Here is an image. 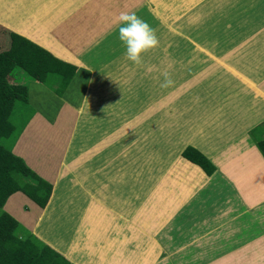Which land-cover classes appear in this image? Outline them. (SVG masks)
I'll return each instance as SVG.
<instances>
[{"label":"crops","instance_id":"0c3cea01","mask_svg":"<svg viewBox=\"0 0 264 264\" xmlns=\"http://www.w3.org/2000/svg\"><path fill=\"white\" fill-rule=\"evenodd\" d=\"M149 1L152 13L172 28L202 0L182 6L175 2L178 9L165 19ZM235 14V19L230 12L209 19V38L196 42L183 37L190 46L186 64L192 69L191 82L182 85L190 87L185 98L175 93L172 80L165 96L154 93L147 100L134 94L132 104L140 99L144 103L122 102L134 113L120 120L141 132L150 125L149 134H135V141L146 145L140 144L137 151V143L132 144L133 163H127L131 145L120 149L117 142L120 131L112 146L117 144L116 151L90 147L86 164L70 165L64 162L67 147L81 118L85 92L89 105L88 98L95 96V70L82 61L79 42L75 46L43 33L31 36L11 19L1 21L38 43L52 65L62 61L69 80L57 90L41 77L26 80L27 101L35 112L20 125L14 118L21 128L10 151L51 190L44 207L15 190L1 210L69 264H263L264 157L255 139H264V14L254 15L258 21L238 20ZM159 90L155 79L153 92ZM46 109L59 110L55 121L40 112ZM98 117L96 123H107L105 111ZM58 118H68L69 125L59 129ZM88 135L90 141L94 131ZM187 145L210 160L212 173L207 175L180 155ZM74 151L71 156L78 155ZM137 152H145L150 163H142ZM160 154L168 156V163L159 172L154 161ZM177 158L187 164L177 165Z\"/></svg>","mask_w":264,"mask_h":264},{"label":"rangeland","instance_id":"374dc122","mask_svg":"<svg viewBox=\"0 0 264 264\" xmlns=\"http://www.w3.org/2000/svg\"><path fill=\"white\" fill-rule=\"evenodd\" d=\"M189 1L150 0L149 3L152 4L157 15L161 19H165L169 13L178 9L175 2L182 6ZM178 4L177 6H179ZM121 12H135L156 31L159 45L142 54L143 62L140 65L127 59L125 45L118 38L120 25L117 24V20ZM229 12L233 19L236 17L235 13H238V20L253 18L258 21L259 18L256 19L254 15L264 14V0H202L189 8L186 13L181 14L172 28L158 20L145 0H0V27H4L2 23L11 19L10 22L13 25L26 30L31 36L43 33V35H47V38L55 39L59 43L71 41L77 46V42H79L77 51L82 52V61L89 65L93 72L95 70L93 84L95 96L92 95L91 98H88L91 99L89 105L86 101L88 95L85 92L83 106L79 110L81 118L77 119L78 123L73 127L74 134L67 147L65 164H86L85 152L87 149L106 147L112 153L118 149L117 144L112 147L117 142L121 144L120 149H124L125 145L127 147L131 145L127 148L128 151L132 150L127 152V163H133L131 158L136 151L132 144L137 143V151L140 144L146 145L145 142H136L135 134H149L150 125L145 126L141 132L136 131L135 125L125 124L124 118L120 120L125 115L129 116L134 113L132 106L144 103L140 99L136 101V104H132L135 101L131 103L130 98L134 94L147 100L154 93L165 96L166 87H161V84L165 82V72L169 73V78L174 81L175 93H180L181 99L191 93L188 85L191 82L192 69L186 64L190 46L183 37H191L196 42L209 38L213 34V25L211 24L213 20L209 21V19H215V15L218 18L221 15L228 17ZM14 39L16 45L19 43L18 49L22 50L23 48L24 52L39 47L22 35H15ZM155 79L160 83L158 92H153ZM45 82L54 87L55 77L49 76ZM186 83L188 85L182 88V85ZM123 101L132 106L129 104L123 106ZM102 102L106 104V108ZM96 103H100V106ZM104 111L107 123L103 124L102 121L96 123V120L101 119L97 116ZM32 113L34 110L29 104L17 101L11 118L14 123H16L14 119L16 118L20 125L24 123L22 119L28 118ZM89 114L96 120H93L92 117L88 118ZM163 119L165 118H159V122ZM148 121L150 122V119ZM88 122H90L89 126H87ZM60 125L63 127L69 125V119L60 121ZM88 127H90V133ZM159 130L161 132V127ZM93 131L94 138L91 135L89 141L90 135L88 134H92ZM120 131L122 139L119 138L116 142L114 139ZM110 137L113 139L112 142ZM72 151H78V155L71 156ZM137 158H142V163H150L149 160L148 162L145 160L149 159L145 152H142V155L137 152ZM99 160L101 159L99 158ZM177 160V165L187 164L181 158H177ZM154 162L160 172L168 163V156L160 154L158 160Z\"/></svg>","mask_w":264,"mask_h":264},{"label":"trees","instance_id":"16d2710c","mask_svg":"<svg viewBox=\"0 0 264 264\" xmlns=\"http://www.w3.org/2000/svg\"><path fill=\"white\" fill-rule=\"evenodd\" d=\"M15 35L21 34L5 26L0 27V207L7 195L15 190H20L39 207H44L51 185L36 175L20 157L11 153L10 146L21 128L15 126L11 115L17 101L28 104L27 93L30 87L27 79L41 77L46 81L47 77L54 76L55 90L62 87L65 82L69 83V80L62 68V61L59 66L52 65L48 58L41 55L39 47L25 52L22 51L23 48L19 50ZM34 44L39 46L36 42ZM29 105L32 109L35 107L33 104ZM51 111L40 110L47 116H53L55 121L59 110ZM65 120L66 118H58L59 129L63 128L60 121ZM255 144L264 157V139H255ZM180 155L198 165L207 175L214 170L210 160L192 146H185ZM0 264H69V262L52 248L38 241L0 208Z\"/></svg>","mask_w":264,"mask_h":264},{"label":"clouds","instance_id":"9594fccd","mask_svg":"<svg viewBox=\"0 0 264 264\" xmlns=\"http://www.w3.org/2000/svg\"><path fill=\"white\" fill-rule=\"evenodd\" d=\"M117 24L120 25L118 38L125 45L127 59L140 65L143 62L142 54L159 45L155 29L135 12H121ZM164 76L165 82L161 87H168L172 80L167 72Z\"/></svg>","mask_w":264,"mask_h":264}]
</instances>
